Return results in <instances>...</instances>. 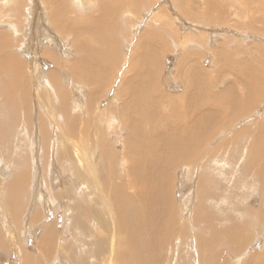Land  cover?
Here are the masks:
<instances>
[{"label": "rangeland", "instance_id": "rangeland-1", "mask_svg": "<svg viewBox=\"0 0 264 264\" xmlns=\"http://www.w3.org/2000/svg\"><path fill=\"white\" fill-rule=\"evenodd\" d=\"M14 1L15 0H0V41H2V38H3V40H9L10 41L9 45L7 47H4V49L2 51H0V54H4L5 56H7V55H10L13 53L19 57V59L17 58L19 61L22 62V60H23V62L25 64V69H30L31 64L33 63L34 70L39 71L40 74L34 72V76L32 79V77H31L32 72L29 74L25 73V76L28 77V79H27V84L25 86V91L22 90V94L25 93L27 96V99L29 96V98H30L29 108H28V106L23 107L20 104L18 98H14L13 103L10 102V100L8 102H6L5 97L3 96V93L0 92V127H2V128H0V134H2V136H0V143L1 142L3 143L4 137L6 139H8V141L4 140V143H3V144H5L4 146H2L3 145L2 143L0 144L1 151L3 150L2 152L5 153V154H2V152L0 153V156L4 155L2 157L3 162H1V160H0V180L2 179L1 182L2 181L5 182V184L3 182L0 183V237L3 234H5L8 237L9 244H10L8 247V244L5 243L6 246H4V248H7V250L0 249V250H2V251H0V256H1L0 257V264H17L18 263L17 260H19L21 262L22 260H25V259L29 260V257H30V261L31 260L33 262L38 261L39 264L40 263H42V264H62V262H64V264H74V263L78 264L77 263V256L75 253H72V254H74V257L72 258V262L69 261V258L67 255V253H69L68 252L69 246L72 245V248H75V249H77V246H79V244L76 243L75 238L78 240H81V241H85L82 244H83V247H87V250H85V252L81 253V255L84 254V256H83L84 260H88L90 258L88 253H91L93 251V249L95 247V243L93 241H96L95 240L96 238L97 239L102 238L104 240L107 239V245H106V247L104 246V252L99 257L100 259L98 258V259H95L94 261L91 260L88 262V264H99V263L100 264L101 263L102 264H112L111 259L113 258L114 252H116V250L112 249V252H111L109 248H110V245L112 246V244L110 243V241H112L111 240L112 238H110V237L113 236L114 230L110 226L111 225L110 219L108 218V216L104 212V207L107 206V203L103 204V206L95 204V202H97L98 200H97L95 191H93V181L95 182V184L98 187L100 182L95 177L102 178L103 174H105L108 171H111L112 172L111 179L113 181V184L115 186H118L117 183L118 182L121 183L122 176L124 177L127 174V167L125 165H124V167L121 166L122 164L120 163V161H116L117 162L116 163L115 158L114 157L112 158V156L113 155L114 156H118V155L122 156V153H123L122 150H124V140L128 137L129 133H131L129 131L130 130L129 121L132 122V119H133L132 115H131L132 114L131 109L133 108V105H132L133 104V101H132L133 98L131 97L132 94L129 93V96L131 97V101L129 100V102H128V104L130 103V105L127 104V106H129V109H127V108L125 109L124 107L126 106L125 105L126 96L124 93L126 91H123L124 87L121 86V85H123V80L126 78V76L125 77L123 76L124 75L123 72L127 68L126 67L127 64L130 63V62H128V58H130V56H131L130 52H132L135 49L137 43L139 44L140 40L143 38H146V37L149 38L150 35H152V39H153L154 43H155V39H157V42H156L157 49H156L155 53H154V51H152V54L155 58L153 60V65L151 68H153V67L156 68V71H154L155 72V77H154V81H153L154 83L153 82H152L153 84L148 83L146 86H148V85L149 86H148V88L146 87L144 91H151L152 92L151 94H153L154 96L160 95L161 97H163L164 101H166V100L171 101L172 103H170L169 106H167L170 113L174 112L173 115L182 114V116H187L188 118H186L184 120V122H183L184 124L179 123V121H176V122L171 121L172 118H170V120H166L165 116L169 113L167 111H163V110L158 109V108L156 109L152 105V103H150V102L148 105H144V106H146L147 109H149V110H147V113H148V115L150 113L151 114L153 113V115H154L153 119L156 118V116H158V115L161 116V118H160L161 120H160V123L158 124L157 129H160V127H161V129H164V128L170 129L171 126L174 129V127L177 125L175 123H179L178 125L180 127V131L181 132L186 131V133H185L186 136L184 134L182 135L184 140H182L180 142L182 149L186 150L192 144H194V147L196 150H206V148H207V150L208 149L210 150V148H212V149L214 148L215 144L216 145L218 144L219 140L217 143L214 144V146H212V141L208 140L209 137L207 136V134L209 133L208 127L206 125H202V126H198V127L192 126L189 123L191 118L196 113L198 114L199 110H198V108L194 109V110H193V108H192V110L189 108L188 103L191 104V101L186 102V104L182 103V101H181L182 94L185 92H187V93L193 92V91H184L183 89L186 86H188V83H187L188 80L189 81L191 80L193 83L194 89L199 91L200 87L198 86V88H195V81L192 79V78L197 77L198 74L199 75L197 77V80L203 79L204 77L207 80V77H208L210 81H216L219 84H221V82H224L226 79H229V77L234 76V71L231 72L229 66L225 63V55H222L219 52V50H223V48L228 44V43H226L228 41H231V43L233 41L234 43H232V45L234 47H237L235 49V51L237 52L236 56H238V58L241 57V54L243 52L251 53V55L254 56V50L253 49L259 50V52L262 51L261 54L264 55V52H263L264 51V20H263L264 19V13H262V16H261V20L263 22L261 21V24L259 23L258 25H255L251 29V32H249L247 30L245 31V28L240 25L239 20H238L239 17L241 15H243L242 8L244 7V5L243 6L241 5V4H243L242 0H212V1H215L218 3L217 6H213L211 0H207V2L211 4V6L208 8V11L210 13L208 11H207V13L211 14L213 17L219 16V18H220V17H222V15H226L227 10H229V12L232 14L231 15L232 17L230 16V18H229L230 20L228 22L222 23L223 25L222 24H219V25L211 24L207 21V19H204L202 16L196 17V16L188 15L187 14L188 11L185 9L186 7H188V3L190 2L188 0H186L185 2H181V0H138V1L136 0L137 1L135 3L136 6H140V2H141V9H140L139 13L136 16H134L133 14L130 13L131 11L128 9H127L128 14L126 13L128 15V19H129L128 21H131L132 23L129 22V24H128L127 23L128 21L125 18L127 15L125 16L124 13L119 12L115 15L116 17L113 18V20L111 22L112 24H110V29L111 30L113 29V34H114V27L112 25L114 23V19L117 20V21L115 20L116 21L115 25L118 27H116V26L115 27H116V29H118V32H119V33H117L118 39L116 38L115 39L116 41L113 42L112 39L115 37L113 35H111L108 38V43H107L105 52L107 50L109 51V48L114 46V45L116 46L117 51L121 49L120 50L121 58H122L121 60L123 62L121 61L122 66L119 69L120 72L118 73V71H117L118 69L115 71L112 70L111 75H110V77L112 76V78L107 79L108 71L104 72L105 71L104 68L102 69L103 72L100 71L101 75L98 77H95L94 81H96L97 84H98V82L104 81V80H106V82H105L104 87H103L104 89L101 90V91H103L102 96L95 97V98H94V94H96V91H98V89H99L98 86H95L96 91H90V89L87 86L88 85L87 83L76 82L74 80V78L67 79L66 75H61L58 78L57 84L66 89L65 97H64V104L62 105L61 101L57 102L55 100L56 99V92L51 91V86L50 85L47 87L44 86L46 79H48V77L46 76V73H45V71H43L42 68L47 69L48 65H47L46 61L44 62V60H41L39 57L41 56V53H42V55L45 54L46 48L49 47L50 50L53 52V54H55L56 56H58L60 58L59 63H61V68L59 69V74H62V72L66 71V69L63 66V61L65 63L67 62L66 63L67 66H71L74 63V61L76 60V52H75V49L73 47V42L69 38L63 44L61 38L54 35L53 29L48 25V22L46 20V11L43 10L42 0H26V3L24 4L21 11L13 6ZM66 2L68 3V5L70 7L73 6L74 9L70 10V11L75 10V11H73V14L79 13L82 17L84 16V17L90 18L91 21H97L101 18V2H99L98 0H66ZM260 2L264 3V0H260ZM149 3H151V4H149ZM71 4H73V5H71ZM79 4H82V6H80ZM148 6H149V8H148ZM30 8L36 9V11H35V15L32 12L33 15L31 14L28 17V13H29ZM158 9L163 10V14L165 15L166 19L168 20L167 23L171 24V30L174 29L175 32L166 30V28H162V26L159 27L160 25L158 22L155 21V19H151L149 21L151 16ZM172 9L175 11H172ZM234 13L237 14V18L234 17V15H233ZM256 15L257 14L255 13V16ZM185 18H186V20H185ZM27 20H28L29 24L27 23ZM223 20H225V19H223ZM22 22L26 23V24L23 23V25H25V26L22 27L23 29L27 28L26 30H22L21 28H19V25ZM117 23H119V24L117 25ZM120 24H121V26H120ZM128 25H130V26H128ZM156 25H158V26H156ZM205 27H207V28H205ZM227 27L230 28V30ZM233 27L238 28L239 31H238V29L235 30V28H233ZM120 28L123 31H121ZM191 28H192V32L190 30ZM193 28L196 29L195 30L196 33L194 32ZM258 28L261 29L260 31L263 34H259L258 32H256L255 29H258ZM183 30H184V32H183ZM42 31H43V33H42ZM241 33H242V35H241ZM107 34H109V33H107ZM254 36H256L257 38H255ZM130 37H131V39H130ZM235 38H236V40H235ZM175 39H177V40H175ZM235 41H237V42H235ZM127 46H129V47H127ZM14 47H17V48L21 47V52H18L16 49H13ZM195 47L196 48L198 47L199 49H196ZM209 47H211V49H208ZM195 49L198 51H196ZM212 49H213V51H212ZM56 50H58L59 52L56 53ZM19 51H20V49H19ZM199 51L200 52L202 51V52L199 53ZM203 51H204V53H203ZM215 53L222 55V59L224 60L225 67L227 69V71H226L227 76H225V77L219 74L222 72L220 68L215 69V67H214V63L218 62V66L222 68V63H220L219 59L214 55ZM74 57H75V59H73ZM211 57H213V58H211ZM200 58L202 61L200 60ZM118 59H120V57H118ZM213 59H214V61H213ZM107 60L108 59L105 58V62ZM69 64H71V65H69ZM104 67H106V65H104ZM218 75H220V76H218ZM5 77H8V76H5ZM168 78L171 79V81ZM251 78H253V76L248 75V79H251ZM245 79L247 82L246 77H245ZM5 80H7V78H5ZM200 81H199V84L201 86L202 81L201 82ZM231 81H232L231 85H233L234 91L241 93V97L244 99L243 104L247 108L248 107V103L246 102L247 99H249L250 97L252 98V96H254L255 93H253L252 91H247L245 89L244 90L245 94H244L239 89V82L233 81V80H231ZM2 82H3V78H1V81H0L1 85H2ZM23 83H25V82H23ZM170 83H172V84H170ZM165 84H166V86H165ZM167 84H169V85H167ZM161 85L162 86L164 85L162 87V89H161ZM170 86H171V88H170ZM216 89L220 90L221 88L219 89L218 86H215V88H213V91H206V93H208V95L210 97H211V95H213L211 97V99L213 101H216L217 97H219L215 91ZM46 91H51L50 92V98L53 102L55 100V106L53 108H50L49 104L47 103L46 98H44V99L41 98L42 94L46 95L45 94ZM121 92L123 93V95L121 94ZM202 92H205V91H202ZM200 93H201V91L196 93L197 98L199 97ZM118 95H119V97H117ZM45 97H47V96H45ZM122 97H123V99H122ZM149 97H148V99H150ZM233 98L234 97L232 96L231 99H233ZM74 100L76 102H74ZM233 101L235 103V99ZM122 103H123V105H122ZM16 105H17V108L19 105L20 113H17V111L15 110ZM150 105H152L153 107ZM185 105H187V106H185ZM263 105H264V101H260V100L253 101V106L249 110L246 109L244 112L239 113V114H236L238 110H236V108H234V106H231L230 109L228 108L229 117L227 118L225 123L226 124L227 123L234 124V125L236 124L237 126L235 125V128L238 130V134L243 129L251 127V126H253V124L256 123L257 125L260 126L261 130L263 131L262 133H263V140H264V128H263L264 127V109H263L264 106ZM213 106H214V104L212 105V107ZM172 107H176V108H172ZM213 110L216 111L218 109H213ZM11 111H13V112H11ZM52 113H54V114H52ZM137 113H138V111H136V117L138 118V117H140V115L138 113V115H139L138 116ZM254 113L255 114L257 113V114L255 115ZM61 116L65 118V121L67 123H69V124H71V126H73V129H74L73 135H71V136L64 135L61 137L59 136L58 132L60 130H62L64 132L66 130L64 128L65 125L63 123L64 121H63ZM18 117H19V121L22 124H24V122L28 124L26 132L24 133V135L22 133H18V131L22 132L20 129V123L17 121ZM129 117L131 119L128 121L129 127L127 129L124 126L125 122H126L124 119L128 120ZM243 119H245V120H243ZM60 120H62V122H60ZM111 120H115V122L118 123L119 125H115L114 127L111 126V124L109 123ZM250 120H252V121H250ZM9 123H11V124H9ZM163 123L165 125H163ZM225 123L223 125H220V126L214 125L213 131H215V133L218 134L224 128L223 126L225 125ZM245 123H248V124H245ZM244 126H246V127H244ZM30 127H31V129H29ZM3 128H5V129H3ZM9 128H10L11 133H9L10 132ZM21 128H22V126H21ZM6 129H7V131H6ZM190 130L198 133L200 136H197L196 134L191 133ZM5 131H6V133H4ZM86 133L88 135V138L85 135ZM17 134H19V135H17ZM188 137H191L192 139L188 140ZM1 139H2V141H1ZM215 139H217V138H215ZM238 139L240 140V143L242 144V146H241L238 143V146L240 145L242 147V149L239 146L240 149L238 147L239 151L237 153H234L235 156H233L232 152L229 153L228 156H231L230 157L231 160L229 159V157L226 154L224 155L223 153H219V154H217L219 156L215 155L214 158H211V159L206 154H204V156L202 157V156H199L196 154H193L192 156L189 154V156H188V154L183 153V154H179V155L174 157L173 163L176 166V169L171 172V176L173 178L172 188L175 192V194H174L175 201L177 202V200H178L179 203H181L183 205L182 206L181 204L179 205V203H177V206L178 205L179 206L177 207V212H175V214L177 213L176 215H179V217H177V216L176 217L179 219V221H182L184 224H186L187 221L188 222L194 221V215H191V214H193L194 212L196 213V211H199V210L202 211V212L200 211L201 214L199 212L200 215L198 214L199 215L198 217H200L202 215L200 218L204 217L203 216L204 211H206V212H204L206 215H209V210H206L207 209L206 201H204L205 203L203 202V199H204L202 197L203 195H200V194H203L201 192L203 191L204 187H206L205 185H207V182L209 183V177L211 176V172L218 174L219 175L218 177L223 176L225 178V187L223 188L224 185L223 184L221 185V183L219 184V187L223 188L224 191L221 190L219 192V190H216L218 193L223 192V195L225 197V201H223L221 203H217V204H215V202H214L215 205L211 204L212 208L213 209L216 208L215 212L216 211L220 212L223 215L222 218L224 220L222 222H224L223 225L228 230H230L229 226H231V225L236 224L239 226V228L242 226L240 230L242 232L244 230V237L243 238H245L246 237L245 227L248 228V230L250 232L247 231V233H249V235L247 234V238L249 237L248 239H249L250 243L248 242V244L247 243L244 244V245H246L245 248L243 245L240 248V250H239V248H237L238 249L237 250L235 248V247H238V245L236 243L234 244L235 247L230 246L231 241L235 240L233 238H230V241L228 239H226L223 244L221 242H217L222 248H218L215 252H217V253L222 252L223 248L225 249L224 252H225L226 256L223 255V259L217 260L218 262L220 261L219 263H221V264L223 263L222 260H224L223 264H228V263L229 264H233V263L242 264L248 258L253 256V254L259 253V251L264 248V234H263L264 233V210H263L264 209V204H263V202H264V195H263L264 194V192H263L264 191V182L262 183L259 180L257 182H255L259 178L262 181L264 180L263 179V177H264V172H263L264 171V168H263L264 167V156H263L264 146L261 147L260 153L255 154V156H256L255 159H257V161L255 163V161L252 159L253 153L252 154L251 153L250 154L249 153L244 154L243 148L245 147V145L243 146V143H242L243 137L241 138L239 136ZM9 140H10V142H9ZM247 140H248L247 136H245L244 141H247ZM8 143H9V146H7ZM24 146H25V148H23ZM11 147H13L14 149L13 148L11 149ZM8 151H9V153H8ZM16 151L18 153H16ZM26 151H28V152H26ZM55 151H56V153H55ZM240 151L242 152V156L244 158L241 156ZM10 152H13L12 156L10 155ZM23 152H24V154H23ZM131 152H132V154L131 153L130 154L133 155V159H135L136 162H140L142 164L143 158H142V155L140 154V152L138 153V150L136 148L131 150ZM15 154H17V155L14 156ZM236 154H238V155H236ZM223 155H224L225 159L223 157H221ZM261 155L263 156L262 159L260 158ZM232 156H233V158H232ZM239 156H240V159H238ZM17 157H18V159H17ZM8 158H9V160H8ZM226 158H228V159L226 160ZM259 158L262 161H260ZM107 159H108L109 166L107 165ZM123 159H124V157H121V162L124 163ZM246 159H249V161ZM251 159L254 162L250 161ZM235 160H236V162H235ZM83 162H85V163L82 164ZM188 162L195 163L194 167L192 168V166L189 165ZM239 162H241V163L243 162V163L241 164ZM249 162H251V165H249ZM240 164L242 165V167L240 166L242 168V170L237 171L239 169L238 166ZM254 164H256L255 167L252 166ZM119 165H120V167H119ZM246 165H248L249 168ZM37 166H39V167H37ZM116 166L119 168H117ZM212 166H214V167H212ZM90 167H91V171L89 170ZM243 167H245V168H243ZM15 168L17 171L15 170ZM66 169L69 172L76 170L80 173L78 183L73 182L71 177L70 178L67 177L68 175L66 174V172L62 171V170H66ZM117 169H118V171H117ZM248 169H251L250 171L252 173H250V171ZM252 169H254V171ZM261 169H262V171H261ZM11 170L14 172H12ZM38 170H40V171H38ZM224 170H227V171H224ZM233 170H235V171L233 172ZM10 171H11V173H10ZM21 171L22 172L25 171L27 174H28V172L30 173L29 175H30L31 187H29L28 190L26 189V191H28L29 194L25 190L21 191L19 189L16 194L17 195L20 194V195L19 196L16 195L17 198L15 197L13 199V201H15L14 204L16 203V207H11L7 203L8 199L12 195L11 191H10V193H11V195H10V193H9L10 189L8 187H10L9 185H11V183L15 180V178H17L19 175L22 174ZM89 171H90L91 175L88 174ZM115 172H116V174H115ZM226 172H230V174L229 173L226 174ZM253 172H255V173H253ZM17 173H20V174H17ZM55 173H57V174H55ZM85 173L89 176V178L86 175L87 180L83 181L82 178H83ZM175 173L178 175L173 176L172 174H175ZM179 173H180V175H179ZM261 173H262V177L260 176ZM81 174H83V176ZM228 174L232 176V180L234 179V183H235V181L239 182V183L237 182L238 186H236L237 183H235L234 185L233 184L230 185L231 184L230 180L228 181V179H226V177H229ZM252 174L255 177V179L252 178ZM8 175H9V177H8ZM10 175L12 176L11 180H10ZM118 175H119V177H118ZM41 176H43V177H41ZM45 176H46L47 181L50 180L49 182L44 180ZM52 176H53V179H51ZM115 177H117V178H115ZM42 178H43V180H42ZM178 178H180V180ZM181 179H183V181H184V184H183L184 188H185L183 190L184 192L181 190L182 186L180 185L181 183L179 182V181H181ZM60 180L62 181V183ZM107 180H108V178H107ZM226 180L229 182V188H228V182ZM197 181H199V182H197ZM45 182H46V184H45ZM191 182H193V183H191ZM125 183H126V181H125ZM200 183H202V184L206 183V184L202 185ZM258 183H260V184H258ZM47 184H48V186H47ZM124 184H122V185H124ZM216 184L218 185V183H216ZM240 184H241V186H240ZM51 185H53L54 188L51 187ZM194 185H195V187L197 186L198 189L194 188ZM49 186H50V188H53V189H50ZM55 186H57L56 189H55ZM241 187L243 189H241ZM6 188L8 189V192H7ZM133 188H134V186L129 188L128 190L127 189H125V190L128 192V191H131ZM251 188H253V189L251 190ZM3 189H5L6 191ZM38 189H39V191H38ZM199 189L201 190L200 192H198ZM230 189L231 190L233 189V190L231 191ZM261 189H262V191H260ZM52 190H54L55 192ZM20 191L23 192L22 193L23 195H21ZM181 191H182V193H180ZM189 191H191V192H189ZM196 191H197V194L195 193ZM243 191H245V192H243ZM66 192H68V193L66 194ZM70 192H71V195L73 194V196L76 195V192H80V193L84 192L85 193V200L83 202L84 203V206H83L84 210H86L87 207H91V209L93 211H95L96 214L101 213L100 217L97 220L93 221V220H88L86 218H82L81 216H78V220L80 221V223L75 224L76 226H78V227H75L77 229H75V228L72 229L71 225L72 224L74 225V222L76 220L75 217H77V214H76L75 208L73 207L74 208V210H73L71 207V205L75 206L73 204H74V202H76V197L69 195ZM254 192L257 193V195ZM58 193H60V194H58ZM241 193H242V195H241ZM246 193H248L249 197L247 196ZM259 193H260V195H259ZM103 194L107 195L105 192ZM41 195L43 197H41ZM68 195L70 197H73V198L69 199L70 197ZM197 195L198 196L200 195L198 201H200V198H203L200 202L197 201V198H198ZM239 195H240V197H239ZM250 195H251V197H250ZM194 196H196L197 198ZM259 196L262 197L263 199L260 198ZM45 197H46V199L48 198L47 202L42 204L43 202L46 201V199H44ZM55 197L59 198V199H54ZM180 197H182V198L184 197V199H182ZM191 197H192V200H191ZM233 197H238V200L240 202L244 201L245 203L244 202L240 203L239 201L236 202L233 200L234 199ZM241 197H242V199H240ZM258 198H259V200H258ZM186 199L189 200V202H187V204L184 203L186 201ZM248 199H249V201H248ZM192 201H193V203H192ZM231 201L232 202L234 201L233 202L234 205L232 204ZM68 202H70V203H68ZM198 203L203 204L205 208L201 207L203 205L200 204L199 205L200 209L198 208L199 210H196L198 207L197 206ZM222 203H224V204L222 205ZM252 203L253 204L255 203V204L253 205ZM259 203L261 205H259ZM68 204H70V207ZM191 204H193V205H191ZM237 204H239V206L243 209H241ZM185 205H187V207ZM194 205L197 207H195ZM220 205H221V207H220ZM229 205H231L230 206L231 208L233 206V209H231L229 207ZM246 205L248 206V208ZM184 206L186 207L187 211H183L185 209ZM179 207L182 208L181 211H179V209H180ZM194 208H196V209H194ZM203 208H204V210H203ZM225 208H227V211ZM228 208H230L232 210V213H231V210H229ZM236 209H237V211H236L237 213L235 212L233 214V210H236ZM14 210H16V211H14ZM68 210H70V211H68ZM183 212H185L186 214ZM256 212H259V213L256 214ZM6 213H8L7 214L8 216L6 215ZM178 213H180V214H178ZM244 213H245V216L248 214L250 217L249 216H246V217L243 216ZM36 214H37V217H36ZM236 214H237L238 218L235 217ZM260 214H263V215H260ZM233 215H235V216H233ZM239 215H241V216L239 217ZM14 216H16V217H14ZM182 216H184V217H182ZM260 216H263V219ZM12 217H14L13 221L14 222L16 221L13 225L11 224ZM33 217H34V220L36 218L37 219L35 221H33L32 220ZM102 218L104 219V221H102L103 220ZM187 218H188V220H187ZM236 218L238 221L236 220ZM240 218H241V220H240ZM184 219L187 221H185ZM232 219H234V220H232ZM239 221L241 222V224ZM98 222H100V224ZM101 222L102 223L105 222L106 228H107V229L105 228L106 230L103 227L105 224L103 225V224H101ZM17 223L18 224L21 223V225L20 224L17 225ZM225 223L226 224L229 223V225H226ZM262 223H263V225L261 226ZM1 225L3 226L2 228H1ZM48 225L52 228H50ZM89 225H91V226H89ZM243 225L245 226L244 229H243ZM17 226H18L19 230H18V228H15ZM257 226L259 227V229H257ZM12 228L16 229V230L14 229L15 232L12 230ZM185 228L189 229L190 227H189V225H187V226H185ZM94 229H96V230H94ZM11 230H12V232H11ZM261 230H263V232ZM17 232L19 233L18 236L20 235L19 236L20 238L17 236V234H16ZM51 232H54L53 236H52ZM82 232L84 234H82ZM259 232H260V234H259ZM11 233H12V236H11ZM47 233L50 236H46ZM96 234H98L100 237H98V235H96ZM189 236H191L190 229H189ZM250 236H251V238H250ZM43 237H45L46 239H50V237H51L50 241L55 239L54 241H52L50 243L52 245L51 246V252H50V255H47V253H46L47 256L45 255V252L42 250V248L39 246V243L42 241ZM52 237H53V239H52ZM13 240H16V241H13ZM22 240H23V242H22ZM68 241H69V243H68ZM243 241H244V239H243ZM113 242L117 244V242H115L114 239H113ZM21 244H22V247H21ZM36 244H37V247H36ZM91 244L93 245V247ZM18 245L20 247H18ZM216 247H218V246H216ZM216 247H213L212 249H210L211 252L208 251V252H205V254H204V256H206V257L208 255L211 257H214L213 264H216V260H215V256H213L211 253L214 252V248H216ZM36 248H40V249H36ZM233 250H236L235 251L236 253ZM246 250L247 251L250 250L249 251L250 254ZM5 251L8 252V254ZM226 251H228L229 255L226 254ZM23 252H24V254H23ZM233 252H234V254H233ZM239 253H242V254H239ZM231 254H232V257H231ZM49 256H51V259L49 258ZM75 256H76V258H75ZM236 256L239 258L237 259ZM25 257H28V259ZM86 257H88V258H86ZM233 257H234V259H233ZM1 258L2 259L4 258V259L2 260ZM50 260H53V261H50ZM98 260L101 262H99ZM20 262H19V264H22V263L26 264L25 262H21V263ZM162 264H166V263H162ZM167 264H169V263H167ZM193 264H197V262H194Z\"/></svg>", "mask_w": 264, "mask_h": 264}, {"label": "bare ground", "instance_id": "bare-ground-1", "mask_svg": "<svg viewBox=\"0 0 264 264\" xmlns=\"http://www.w3.org/2000/svg\"><path fill=\"white\" fill-rule=\"evenodd\" d=\"M98 1L101 2V18L99 20H97V21H91L90 18L84 17V16L82 17L79 13L78 14H73V11H75V10L70 11L71 9H74L73 6L70 7L68 5V3L66 2V0H42L43 10L46 11V20L48 22V25L53 29L54 35L55 36H58L59 38H61L63 44L65 43V41L67 39L70 38L72 40V42H73V47H74L75 52H76V60L74 61V63L72 65L69 64L71 66H67L66 65L67 62L65 63L63 61V66H64V68L66 69L67 72L64 71V72H62V74H59V69L61 68V63H59V59L60 58L58 56H56L55 54H53V52L50 50L49 47L46 48L45 54L42 55V53H41V56L39 57L41 60H44V62L46 61L47 65H48V67H47L48 70L46 68H42L43 71H45L46 76L48 77V79H46V82H45V85L44 86L45 87H47L49 85L51 86V91H55L56 92V99L55 98L54 99L57 102L61 101L62 105L64 104V97H65V91H66V89L64 87L59 86L57 84L58 83L57 82L58 81V78L61 75H66V78L67 79L74 78V80L76 82H82V83L84 82V83H87L88 85L87 84L86 85L88 86V88L90 89V91H96L95 86H98L99 89H98V91H96V94H94V98H95V97L102 96V92L103 91H101V90L104 89L103 87H104V84L106 82V80H104V81L98 82V84H97L96 81H94V78L95 77H98V76L101 75V72H103L102 69L103 68L105 69L104 72L108 71V77H107V79L112 78V76L110 77L112 70L115 71V70L118 69L117 70L118 73L120 72L119 69L122 66V62H123L121 60L122 59L121 58V53H120V50L121 49L117 51V48L114 45V46H112V47L109 48V51L107 50L108 52L107 51L105 52L106 46H107V43H108V38L111 35H113L115 37V38L112 39L113 42L116 41L115 40L116 38L118 39L117 33H119V32H118V29H116V27H118V26L115 25V22L117 20L114 19V23L112 25L114 27V34H113V29L112 30L110 29V24H112L111 22H112L113 18L116 17L115 15L117 13H119V12L124 13L125 16H126L128 14L127 13L128 10H130L131 11L130 13L133 14L134 16H136L139 13L140 9H141V2H140V6H136L135 3L138 0L137 1L136 0H110L111 2L109 0H98ZM185 1L186 0H181V2H185ZM188 1H190L188 3V7L185 8L188 11L187 14L188 15H192V16H196V17L202 16L204 19H207V21L209 23H211V24H217V25H219V24H222L224 22H228L230 20L229 19L230 16L232 15L229 12V10H227V14L226 15H222V17H220V18L217 15L216 16L218 18L217 17H213L211 14H208L207 13L208 8L211 6V4L207 2V0H188ZM242 1H243V4H241V5L242 6L244 5V7L242 8L243 15H241L238 20H239L240 25L245 28V31L247 30V31L251 32V29L255 25H258L259 23L261 24V21H262L261 20V16H262V13H264V3L260 2V0H242ZM211 2L213 4V6H217L218 5V3L215 2V1H212L211 0ZM25 3H26V0H15L14 3H13V6L21 11ZM149 4H151V3H149ZM71 5H73V4H71ZM79 5L82 6V4H79ZM148 8H149V6H148ZM35 11H36V9L30 8L29 9V13H28V17L32 14V12L35 15ZM172 11H175V10L172 9ZM255 13L257 14L256 16H255ZM233 15H234V17L237 18V14L236 13H234ZM125 18H126L127 21L129 20L128 19V15ZM151 19H155V21L159 23V25H160L159 27L162 26V28H166V30L175 32L174 29L171 30V24H168L167 23L168 20L166 19L165 15L163 14V10L162 9H158L151 16V18L149 19V21ZM223 19H225V20H223ZM185 20H186V18H185ZM129 22L132 23L131 21H128L127 23L129 24ZM23 23L24 22H22L19 25V28H21L22 30H26L27 28H24V29L22 28V27L25 26V25H23ZM27 23H28V20H27ZM119 23H117V25ZM24 24H26V23H24ZM120 26H121V24H120ZM128 26H130V25H128ZM156 26H158V25H156ZM205 28H207V27H205ZM233 28H235V27H233ZM228 29L230 30V28H228ZM236 29H238V28H235V30ZM120 30H121V28H120ZM184 30H183V32H184ZM190 30L192 32V28ZM195 30L196 29H194V32H195ZM255 30L259 34H263L260 31L261 30L260 28L255 29ZM121 31H123V30H121ZM238 31H239V29H238ZM42 33H43V31H42ZM107 33H109V34H107ZM241 35H242V33H241ZM254 37L257 38L256 36H254ZM130 39H131V37H130ZM175 40H177V39H175ZM235 40H236V38H235ZM156 42H157V39H155V43H154V41L152 39V35H150L149 38L146 37V38L141 39L140 40V43L139 44L137 43L135 49L132 52H130L131 53V56H130V58H128V62H130V63L127 64V66H126L127 68L125 67L126 69L123 72V74H124L123 76L124 77L126 76V78L123 80V85H121L122 87H124L123 88V91H126L124 93L125 96H126V101H125V105L126 106L124 108L125 109L126 108L129 109V106H127V104L129 102V100L131 101V97H132L133 98V100H132L133 101V104L132 105H133V108L134 109L133 108L131 109V112H132L131 115H132V118H133L132 119V122L133 123L131 121H129L131 119L130 117H129L128 120L127 119H124L126 121L124 126L127 129L129 127L128 126V121H129V125H130V130L129 131L131 133H129L128 137L126 136L127 138L124 140V150H122L123 151L122 156H120V155L114 156L113 155L112 158L113 157L115 158V162L116 161H120V163L122 164L121 166L124 167V165H125L127 167V174L124 177L122 176L121 183L120 182L117 183L118 186H115L113 184V181L111 179V174H112L111 171H108L105 174H103L102 175V178L95 177L100 182V184H99L98 187L95 184V182L93 181V191H95V194H96V197H97V200H98L97 202H95V204H98V205L103 206V204L107 203V206L104 207V212L108 216V218L110 219V224H111L110 226L114 230L113 231V236L110 237V238H112L111 239L112 241H110V243L112 244V246L110 245V248L109 249H110L111 252H112V249H115L116 252L113 251L114 252V255H113V258L111 259V263L112 264H162V263H166V264L167 263H169V264H193L194 262H197V264H213L214 257H211L208 254H207L208 256L206 257V256H204V254H205V252H208V251L211 252L210 249H212L213 247L218 246V247L214 248V252L211 253V254L213 256H215L216 264H221V263H219L220 261L218 262L217 260L223 259V255H225V252H224L225 249L223 248V251L222 252H218V253L215 252L218 248H222L217 242H221L223 244L226 239H228L230 241V238H233L235 240L231 241L230 246L232 247L236 243L238 245V247H235V246L234 247L236 249L239 248V250H240V248L244 244H246V243L248 244V242H249V239H248L249 237L247 238V234L249 235V233H247V231H249L248 228H246L243 225V229L245 227V233H246V237L245 238H243L244 237V230H243V232L240 230L242 226L239 228V226L236 225V224L235 225H231V226H229L230 227V230H228L223 225V223H224V222H222L224 220L222 218L223 215L220 212H217V211L215 212V209L216 208L215 209L212 208V205L211 204L215 205L217 203H221V202L225 201V197L223 195V192L222 193H218L216 191V190H219V192L221 190L224 191L223 188L225 187V178L223 176L222 177H218L219 176L218 174H216L214 172H211V176L209 177V183L207 182V185H205L206 187H204L203 191L201 192L203 194H200L199 193L200 195H203L202 197L204 198V199L203 198H200V201L202 199H203V202L206 201V204H207V206H206L207 209L206 210H209V215H206L204 213L206 211H204L203 212V214H204L203 216L204 217L203 218H200L202 215L200 217H198L201 214V212H202L201 210H199L200 209L199 208V205L201 203L200 204L198 203V205H197L198 207L195 206L197 204L196 203L194 206L197 207V209L196 208H194V209L199 210V211H196L195 210L196 213L195 212L193 214L190 213L191 215H194V221L188 222L187 221L188 218H187V220L184 219L185 221H187V223L184 224L182 221H179V219L177 218V217H179V215H176L177 213L175 214V212H177V207L181 203H179L178 200H177V202L175 201V196H174L175 192H174V190L172 188L173 178L171 176V172L176 169V166L174 165L173 161H174V157L175 156H177L179 154H183V153L184 154H188V156H189V154L191 156L193 154H196V155H199V156H202V157L204 156V154H206L207 156L210 157V159L211 158H214V156L217 155V154H219V153H223L224 155L226 154L228 156V154L232 152L233 153V156H235L234 153H237L239 151L238 150V147L240 145L242 146V144L240 143V140L238 139V137L240 136L241 138L243 137V139H242L243 146L245 145V147L243 148L244 154L245 153L246 154H248V153L249 154L250 153L252 154L253 153V158L252 159L256 163L257 159H255L256 158L255 154L260 153L261 147L264 146L263 133H262L263 131L261 130L260 126L255 123V124H253V126L243 129L238 134V130L235 128V125L236 124L235 125L234 124H229V123L226 124L225 121L229 117V115H228V113H229L228 108L230 109L231 106H234V108H236V110H238L236 114H239V113L244 112L246 109L249 110L253 106V101H256V100L264 101V55L261 54L262 51L259 52V50L253 49L254 50V56H252L251 53H248V52L245 53V52H243L241 54V57L238 58V56H236L237 55V52L235 51V49L237 47H234L232 45V43H234L233 41H232V43H231V41H228V42H226L228 44L223 48V50H219V52L222 55H225V63L229 66L231 72L234 71V76L233 77H229V79H226L224 82H221V84H219L216 81H210L208 77H207V80H206L205 77L203 79H200L202 81L201 82L199 79L197 80V77L199 75L198 74L197 77H195L196 79L195 78H192V79L195 81V88H198V86L200 87L199 88V91L195 90L192 81L191 80L190 81L188 80V82H187L188 83V86H186L183 90L184 91H193V92H190V93L185 92V93H183L182 96H181V101L184 104H186V102H190L191 101V104L188 103L189 108L191 110H192V108H193V110L198 108V110H199L198 114L196 113L191 118V120H190L189 123L192 126H197V127L198 126H202V125H206L208 127V129H209V133L207 134V136L209 137L208 140L212 141V146H214V144L217 143L218 140H219V142H218L217 145L215 144V146H214L213 149L210 148V150L209 149L207 150V148H206V150H196L195 147H194V144H192L189 148H187L185 150V149H182L181 148L180 142L182 140H184V138H183L182 135L183 134L185 135L186 131L181 132L180 131V127H179L178 124L179 123H183L184 120L186 118H188V117L187 116H182V114L173 115L174 112L170 113V111H169V109L167 107V106H169L170 103H172L171 101H168V100L164 101L163 97H161L160 95L154 96L153 94H151L152 93L151 91H144L145 88L146 87L148 88V86H149V85L148 86H146V85L148 83H152L154 81V77H155V72L154 71H156V68L155 67L151 68V67L153 65V60L155 58L153 56V54H152V51H154V53H155V51L157 49ZM235 42H237V41H235ZM9 43H10L9 40H3V38H2V41H0V51H2L4 49V47H7L9 45ZM21 47L20 48L14 47L13 49H16L18 52H21ZM127 47H129V46H127ZM19 49H20V51H19ZM196 49H199V48L197 47ZM208 49H211V47H209ZM196 51H198V50H196ZM204 51H203V53H204ZM212 51H213V49H212ZM58 52L59 51L56 50V53H58ZM201 52L199 51V53H201ZM214 55L219 59L220 63H222V68H221V67L218 66V62H215L214 63L215 69H219L220 68L222 72L219 73V74L222 75V76H224V77L227 76V74H226L227 69L225 67L224 60L222 59V55H219L217 53H215ZM118 57H120V59H118ZM17 58L19 59V57L17 55L13 54V53L10 54V55H7V56H5L4 54H0V81H1V78H3L2 85L0 84V92L3 93V96L5 97V101L6 102H8L10 100V102L13 103L14 102V98H18L20 104L23 107H27L28 106V108H29L30 98L28 96V99H27L26 94L25 93L22 94V90L25 91V86L27 84V79H28V77L25 76V73H28L29 74V73L32 72L31 73V77L33 79L34 72L39 73V71H35L34 70L33 63L31 64L30 69H25V64H24L23 60L21 62ZM105 58L108 59L106 62H105ZM211 58H213V57H211ZM73 59H75V57ZM200 60H201V58H200ZM213 61H214V59H213ZM104 65H106V67H104ZM220 75H218V76H220ZM248 75L253 76V78L248 79ZM5 76H8V77H5ZM245 77L247 78V82H246ZM5 78H7V80H5ZM230 79L233 80V81H238L239 82V89L243 93H244V90L245 89L247 91H252L253 93H255V95L252 96V98L250 97L249 99H247V101H246L248 103V107L247 108L243 104L244 99L241 97V93H238V92L234 91V87H233V85H231V82L232 81ZM169 80L171 81V79H169ZM199 81L202 83L201 86L199 84ZM23 82H25V83H23ZM170 84H172V83H170ZM167 85H169V84H167ZM163 86L161 85V89H162ZM165 86H166V84H165ZM215 86H218L219 89L220 88L221 89L220 90H218V89L215 90L219 97H217L216 101H213L211 99V97L213 95H211V97H210L208 95V93H206V91H213V88H215ZM170 88H171V86H170ZM51 91H46L45 92L46 95L42 94L41 95V98L42 99L46 98L47 103L49 104L50 108H53L55 106V100L53 102L51 100V98H50V92ZM200 91H201V93H200L199 97L197 98L196 93L197 92H200ZM202 91H205V92H202ZM129 93L132 94L131 97L129 96ZM121 94L123 95L122 92H121ZM45 96H47V97H45ZM232 96L234 97L233 99H231ZM117 97H119V95ZM148 97L150 99H148ZM122 99H123V97H122ZM234 99H235V103L233 101ZM74 102H76V101L74 100ZM149 102L152 103V105L156 109L158 108V109H161L163 111H167L169 113V114H167L165 116L166 120H170V118H172L171 121H175V122L176 121H179V123H175L177 125L174 127V129H173L172 126H171L170 129H165V128L164 129H161V127H160V129H157L158 124L160 123V120H161L160 119L161 116L158 115V116H156V118L153 119V117H154L153 113L152 114L150 113L149 114L150 116L148 115L147 110H149V109H147L146 106H144V105H148ZM213 104H214V106L212 107ZM122 105H123V103H122ZM128 105H130V103ZM152 105H150V106H152ZM185 106H187V105H185ZM172 108H176V107H172ZM213 109H218V110L214 111ZM15 110L17 111V113H20L19 105H18V108H17V105H16V109ZM13 111H11V112H13ZM136 111H138V113L140 115V117H138L139 119L136 117ZM138 113H137V115H138ZM52 114H54V113H52ZM62 119H63V121H64L63 123L65 125L64 128L66 130H65V132L62 131V130H60L58 132L59 136L61 137V136H64V135H67V136L73 135L74 134L73 126H71V124L67 123L65 121V118L64 117H62ZM243 120H245V119H243ZM17 121L20 123V129L22 131V132L18 131V133H22L24 135V133L26 132V129H27V125L28 124L25 123V122H24V124H22L19 121V117H18V120ZM250 121H252V120H250ZM60 122H62V120H60ZM109 123L113 127L115 125H119L118 123L115 122V120H111ZM224 123H225V125L223 126L224 128L222 129V131L219 132L218 134H216L215 131H213L214 125L215 126H220V125H223ZM9 124H11V123H9ZM245 124H248V123H245ZM163 125H165V124L163 123ZM21 126H22V128H21ZM244 127H246V126H244ZM0 128H2V127H0ZM3 129H5V128H3ZM29 129H31V127ZM6 131H7V129H6ZM6 131L4 133H6ZM9 131H10V128H9ZM9 133H11V131ZM191 133H194L197 136H200L196 132L191 131ZM17 135H19V134H17ZM85 135L88 138L87 133ZM0 136H2V134H0ZM245 136H247V139H248L247 141H244V137ZM215 138H217V139H215ZM191 139H192L191 137H188V140H191ZM4 140H7L8 141V139H6L4 137L3 143H4ZM1 141H2V139H1ZM9 142H10V140H9ZM238 143L240 144L239 146H238ZM4 145L5 144H3L2 146H4ZM7 146H9V143H8ZM240 147H239V149H240ZM0 148H1V146H0ZM12 148L13 147H11V149ZM23 148H25V146ZM134 148H136L138 150V153L140 152V154L142 155V158H143V163L142 164L140 162H136L135 159H133V155H131L132 154L131 150H133ZM241 149H242V147H241ZM2 151L0 149V153ZM26 152H28V151H26ZM8 153H9V151H8ZM12 153L13 152H10V155L11 156H12ZM16 153H18V152L16 151ZM55 153H56V151H55ZM2 154H5V153L2 152ZM23 154H24V152H23ZM16 155L17 154H15L14 156H16ZM224 155L221 156V157L224 158ZM236 155H238V154H236ZM3 156L4 155H1L0 156L1 162H3L2 161V157ZM217 156H219V155H217ZM233 156H232V158H233ZM241 156H242V152H241ZM261 156H260V158L262 159L263 156H264V154H263L262 157ZM121 157H124V159H123L124 163L121 162ZM228 157L230 159L231 156H228ZM260 158H259V160L262 161ZM17 159H18V157H17ZM227 159L228 158H226V160ZM238 159H240V156H239ZM249 159H246V160L249 161ZM252 159L250 161H252ZM8 160H9V158H8ZM254 161H252V162H254ZM235 162H236V160H235ZM84 163L85 162H83L82 164H84ZM239 163H241V162H239ZM188 164L191 165L192 168L195 165V163H193V162H188ZM241 164L238 166L239 169L237 171L242 170V168H241L242 165ZM107 165L109 166L108 159H107ZM249 165H251V162H249ZM255 165L256 164H254L252 166L255 167ZM246 166H248V165H246ZM37 167H39V166H37ZM119 167H120V165H119ZM119 167H117V168H119ZM212 167H214V166H212ZM243 168H245V167H243ZM248 168H249V166H248ZM15 170H16V168H15ZM89 170L91 171V167H90ZM248 170L250 171L251 169H248ZM252 170L254 171V169H252ZM11 171H10V173H11ZM38 171H40V170H38ZM62 171L63 172H66V174L68 175L67 177H69V178L71 177V179H72L73 182H75V183H78L79 182V174L80 173L78 171L73 170L72 172H69L67 169L66 170H62ZM90 171L88 173L89 175H91ZM117 171H118V169H117ZM224 171H227V170H224ZM234 171L235 170H233V172ZM261 171H262V169H261ZM12 172H14V171H12ZM255 172H253V173H255ZM21 173L22 174L19 175L17 178H15L16 176L14 177L15 180L12 183L10 182L11 185H9L10 187H8L10 189L9 190V193L11 191L12 195L10 193L11 196L8 199V202L7 203L11 207H16V203L14 204L15 201H13V199L16 197V195H17L16 193L18 192V190L20 189L21 191H23V190L26 191V189L28 190L29 187H31L30 175H29L30 173L28 172V174H27L25 171L24 172L21 171ZM227 173L230 174V172H226V174ZM250 173H252V172L250 171ZM17 174H20V173H17ZM55 174H57V173H55ZM115 174H116V172H115ZM81 175L83 176V174H81ZM86 175L87 174L85 173L84 176H83V178H82L83 181H86L87 180ZM172 175L173 176H176L178 174L175 173V174H172ZM179 175H180V173H179ZM260 176L262 177V173L260 174ZM8 177H9V175H8ZM11 177L12 176L10 175V180H11ZM41 177H43V176H41ZM118 177H119V175H118ZM44 178H45L44 180H46V176ZM88 178H89V176H88ZM107 178H108V180H107ZM115 178H117V177H115ZM252 178L255 179V177L253 176V174H252ZM51 179H53V176H52ZM178 179L180 180V178H178ZM226 179H228V181L230 180V182H231L230 185H232V184L234 185L235 183L238 182V181L237 182L235 181V183H234V179L232 180V176L231 175H229V177H226ZM263 179H264V177H263ZM1 180H0V183L3 182V181L1 182ZM42 180H43V178H42ZM258 180L260 182H262V183L264 182V180L262 181V180H260V178L257 179L256 181L255 180L254 181L257 182ZM49 181H47V182H49ZM125 181H126V183H125ZM179 182L181 183V184L180 183L179 184L182 186L181 190L183 191L185 189L184 188V185H183L184 184L183 179H181V181H179ZM197 182H199V181H197ZM215 182L218 183V185ZM3 183L5 184V182H3ZM61 183H62V181H61ZM191 183H193V182H191ZM220 183H221V185L222 184L224 185L223 188H220L219 187V184ZM238 183H237L236 186H238ZM45 184H46V182H45ZM122 184H124V185H122ZM200 184H202V183H200ZM204 184H206V183H204ZM204 184H202V185H204ZM258 184H260V183H258ZM53 185H51V187H53ZM195 185H194V188H197V186L195 187ZM47 186H48V184H47ZM133 186H134V188L131 191H128L129 193L125 190V189L128 190L129 188H131ZM240 186H241V184H240ZM49 188H50V186H49ZM53 188H50V189H53ZM56 188H57V186H55V189ZM228 188H229V182H228ZM39 189H38V191H39ZM200 189H199L198 192L201 191ZM241 189H243V188L241 187ZM252 189L253 188H251V190ZM3 190H5V189H3ZM52 191H54V190H52ZM182 191L180 193H182ZM260 191H262V189ZM7 192H8V189H7ZM26 192L28 193V191H26ZM104 192L107 195L103 194ZM189 192H191V191H189ZM243 192H245V191H243ZM22 193L23 192H21V195H23ZM67 193L68 192H66V194ZM195 193L197 194V191ZM58 194H60V193H58ZM246 194L249 197L248 193H246ZM255 194L257 195V193H255ZM19 195L20 194H18L17 196H19ZM69 195H71V192H70ZM241 195H242V193H241ZM259 195H260V193H259ZM71 196H73V194ZM199 196H198V198L196 196H194V197L197 198V201L199 199ZM41 197H43V196L41 195ZM73 197H76V202H74V204L71 202L73 205H75V206H72L71 205V207H72L73 210L75 208L77 217H75L76 220L74 222V225L73 224L71 225L72 229L75 228V227H78L75 224H79L80 223V221L78 220V216H81L82 218H86L88 220H93V221L94 220H97L100 217V214L101 213L100 214H96V212L93 211L91 209V207H87L86 210H84V207H83L84 206V203L83 202L85 200V193L84 192H82V193L76 192V195L73 196ZM73 197H70L69 199H71ZM239 197H240V195H239ZM250 197H251V195H250ZM180 198H182V197H180ZM233 198H234L233 199L234 201H236V202L239 201L238 200V197H233ZM260 198H262V197H260ZM44 199H46V197ZM47 199H46V201L44 200L45 202H43L42 204L46 203L47 202ZM54 199H59V198H56L55 197ZM182 199H184V197ZM240 199H242V197ZM191 200H192V197H191ZM258 200H259V198H258ZM200 201H198V202H200ZM248 201H249V199H248ZM187 202H189V200L186 199V201L184 203L187 204ZM214 202H215V204H214ZM233 202H232V204L234 205ZM243 202H240V203H243ZM68 203H70V202H68ZM177 203H179L178 206H177ZM192 203H193V201H192ZM203 204H201V205H203ZM223 204L224 203H222V205ZM263 204H264V202H263ZM68 205L70 207V204H68ZM191 205H193V204H191ZM237 205L239 206V204H237ZM259 205H261V204L259 203ZM185 206L187 207V205H185ZM230 206L231 205H229V207ZM186 207H185V209L183 208L184 209L183 211H187L186 210ZM201 207H204V205L201 206ZM220 207H221V205H220ZM204 208H203V210H204ZM230 208H228V209L229 210L233 209V206H232L231 209ZM247 208H248V206H247ZM225 209L227 211V208H225ZM241 209H243V208H241ZM181 210H182V208L179 209V211H181ZM14 211H16V210H14ZM68 211H70V210H68ZM236 211H237V209L236 210H233V214ZM199 212H200V214H199ZM183 213H185V212H183ZM231 213H232V210H231ZM257 213H259V212H256V214ZM7 214L8 213H6V215ZM178 214H180V213H178ZM260 215H263V214H260ZM233 216H235V215H233ZM240 216L241 215H239V217ZM243 216H245V213H244ZM246 216H249V215L247 214ZM14 217H16V216H14ZM14 217H12V221L14 220ZM36 217H37V214H36ZM182 217H184V216H182ZM235 217L238 218L237 214H236ZM260 217H262V219H263V216H260ZM237 218H236V220H237ZM32 220L35 221L34 220V217H33ZM232 220H234V219H232ZM240 220H241V218H240ZM12 221H11V224L13 225L16 221L15 222L14 221L12 222ZM102 221H104V219ZM98 223L100 224V222H98ZM19 224L21 225V223H19ZM19 224L17 223V225H19ZM101 224L104 225L105 222L104 223L101 222ZM240 224H241V222H240ZM187 225H189V227H190L189 229H190L191 236H189V229L185 228V226H187ZM226 225H229V223L226 224ZM262 225H263V223L261 224V226ZM89 226H91V225H89ZM2 227L3 226L1 225V228ZM103 227L105 229L106 228V224ZM15 228H18V226L15 227ZM50 228H52V227H50ZM14 229L12 228L13 231H14ZM75 229H77V228H75ZM257 229H259L258 226H257ZM12 230H11V232H12ZM18 230H19V228H18ZM94 230H96V229H94ZM261 231L263 232V230H261ZM51 233H52V236H53V233L54 232H51ZM16 234L18 236L19 233L17 232ZM82 234H84V233L82 232ZM259 234H260V232H259ZM96 235H98V234H96ZM11 236H12V233H11ZM46 236H50V235L47 233ZM45 237H43V239ZM98 237H100V236L98 235ZM250 238H251V236H250ZM43 239L39 243V246L45 252V255H46V253H47V255H50L51 246H52L50 243L52 241H54L55 239L54 240H51V241H50L51 237H50V239H46V238L44 240ZM52 239H53V237H52ZM113 239L115 240V242H117V244L113 242ZM243 239H244V241H243ZM75 240H76V243L79 244V246H77V249L72 248V245L69 246L68 247L69 248V250H68L69 253H67V255H68L69 261L72 262V258L74 257V254H72V253H75L76 256H77V263L78 264H88L89 261H91V260L94 261L95 259H98L102 255V253L104 252V246L106 247V245H107V239L104 240L102 238L101 239H97L96 238L95 239L96 241H93L95 243V247H94L93 251L91 253H88L89 256H90V258L88 260H84L83 259L84 254L81 255V253H83V252H85V250H87V247H83V244H82L85 241H81V240H78L76 238H75ZM13 241H16V240H13ZM22 242H23V240H22ZM5 243H7L8 244V247H9V245H10L9 244V239H8V237L5 234H3L0 237V249L7 250V248H4V246H6ZM68 243H69V241H68ZM245 246L246 245H244V248H245ZM18 247H20V246L18 245ZM21 247H22V244H21ZM36 247H37V244H36ZM92 247H93V245H92ZM36 249H40V248H36ZM0 251H2V250H0ZM233 251L235 252L236 250H233ZM249 251H247V252H249ZM24 252H23V254H24ZM234 252H233V254H234ZM6 253L8 254V252H6ZM226 254L229 255L228 251H226ZM239 254H242V253H239ZM249 254H250V252H249ZM76 256H75V258H76ZM88 257H86V258H88ZM231 257H232V254H231ZM25 258L28 259V257H25ZM49 258L51 259V256H49ZM238 258L239 257H237V259ZM233 259H234V257H233ZM31 261H30V257H29V260H26L25 259V260H22L21 262H25L26 264H39L38 261H36V262L35 261L34 262L33 261L31 262ZM50 261H53V260H50ZM222 261L224 263V260H222ZM17 262H18L17 264H19L20 261L17 260ZM99 262H101V261H99ZM40 264H42V263H40ZM62 264H64V262H62ZM233 264H235V263H233ZM242 264H264V248L262 250H260L259 253L253 254V256H251L250 258H248Z\"/></svg>", "mask_w": 264, "mask_h": 264}]
</instances>
